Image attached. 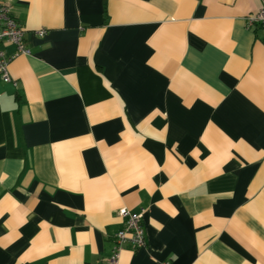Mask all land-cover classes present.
<instances>
[{
    "label": "crops",
    "instance_id": "crops-1",
    "mask_svg": "<svg viewBox=\"0 0 264 264\" xmlns=\"http://www.w3.org/2000/svg\"><path fill=\"white\" fill-rule=\"evenodd\" d=\"M3 2L0 264H264L262 0Z\"/></svg>",
    "mask_w": 264,
    "mask_h": 264
},
{
    "label": "built area",
    "instance_id": "built-area-1",
    "mask_svg": "<svg viewBox=\"0 0 264 264\" xmlns=\"http://www.w3.org/2000/svg\"><path fill=\"white\" fill-rule=\"evenodd\" d=\"M264 3V0H262ZM251 23H256L264 28V5L254 14L248 17ZM24 29L15 18L11 7L0 0V44L10 43L15 46V52L8 56L0 47V78L4 82L11 81L8 71L10 61L19 54H29V49L24 42ZM37 35H43L44 30L36 31ZM123 218V226L114 234V247L112 253L106 259L107 264H117L118 256L125 244L132 249H137L145 244L144 230L141 226V213H134L126 207L119 209Z\"/></svg>",
    "mask_w": 264,
    "mask_h": 264
}]
</instances>
